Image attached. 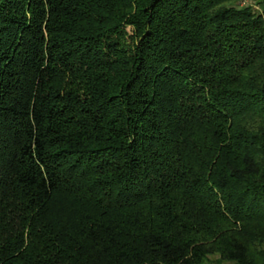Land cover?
I'll return each instance as SVG.
<instances>
[{
  "label": "trees",
  "instance_id": "1",
  "mask_svg": "<svg viewBox=\"0 0 264 264\" xmlns=\"http://www.w3.org/2000/svg\"><path fill=\"white\" fill-rule=\"evenodd\" d=\"M0 0V264H264V0Z\"/></svg>",
  "mask_w": 264,
  "mask_h": 264
},
{
  "label": "rangeland",
  "instance_id": "2",
  "mask_svg": "<svg viewBox=\"0 0 264 264\" xmlns=\"http://www.w3.org/2000/svg\"><path fill=\"white\" fill-rule=\"evenodd\" d=\"M259 0H243L241 2L242 5H252L254 6L255 9L259 10V5L257 4ZM208 264H218L217 262V258L216 257H212L209 259Z\"/></svg>",
  "mask_w": 264,
  "mask_h": 264
}]
</instances>
